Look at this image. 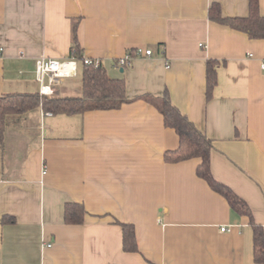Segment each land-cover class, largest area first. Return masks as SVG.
I'll return each mask as SVG.
<instances>
[{
	"label": "crops",
	"instance_id": "crops-1",
	"mask_svg": "<svg viewBox=\"0 0 264 264\" xmlns=\"http://www.w3.org/2000/svg\"><path fill=\"white\" fill-rule=\"evenodd\" d=\"M213 4L224 17L249 15V0H0V95L40 93L36 61L69 60L78 21L83 56L124 80L132 101L78 116L7 118L0 264H257L249 219L197 176L199 159L165 161L179 136L143 100L168 93L212 140L215 179L264 229V40L211 21ZM259 7L264 16V0ZM138 49L154 55L115 67ZM209 60L222 66L207 100ZM65 80L55 95L75 96ZM68 203L84 206L82 224H66ZM117 221L134 225L139 252L123 250Z\"/></svg>",
	"mask_w": 264,
	"mask_h": 264
},
{
	"label": "trees",
	"instance_id": "trees-1",
	"mask_svg": "<svg viewBox=\"0 0 264 264\" xmlns=\"http://www.w3.org/2000/svg\"><path fill=\"white\" fill-rule=\"evenodd\" d=\"M209 19L217 24L243 32L253 40H264V16L260 13L259 0H249V15L245 18L224 17L219 4L209 9ZM73 43L70 59L82 65V89L79 96H44L40 93H12L0 95V146L4 143L5 123L11 116H24L42 111L52 116H78L89 111L118 110L132 102L126 97L124 80L112 79L105 67H95L83 63V50L78 40V21L73 23ZM222 63L209 60L206 69L207 100L213 96L218 84V68ZM163 116L167 127L179 136V147L165 154V161L177 164L191 159H199L197 176L209 187L225 198L231 209L247 217L253 230L254 261L264 264V229L255 221L248 203L240 198L229 186L217 181L211 169L213 142L183 115L171 102L168 93L163 98L145 97ZM82 204L68 203L65 206V222L68 225L82 224L86 217ZM13 220L4 217L3 222ZM123 230V250L127 253L139 252L136 229L132 224L116 222Z\"/></svg>",
	"mask_w": 264,
	"mask_h": 264
},
{
	"label": "built area",
	"instance_id": "built-area-1",
	"mask_svg": "<svg viewBox=\"0 0 264 264\" xmlns=\"http://www.w3.org/2000/svg\"><path fill=\"white\" fill-rule=\"evenodd\" d=\"M153 55L152 50L138 49L118 59L115 62V67L124 69L131 66L136 57H152ZM83 63L95 67L103 65L99 59L84 58ZM77 64L78 62L74 59L63 62L47 58L38 59L35 67V79L40 84V94L44 96L55 95V88L61 85L65 79L77 76ZM227 230L229 229L222 228L224 232Z\"/></svg>",
	"mask_w": 264,
	"mask_h": 264
},
{
	"label": "rangeland",
	"instance_id": "rangeland-1",
	"mask_svg": "<svg viewBox=\"0 0 264 264\" xmlns=\"http://www.w3.org/2000/svg\"><path fill=\"white\" fill-rule=\"evenodd\" d=\"M66 82L70 83V87L71 89L75 92L76 91V95L75 96H79L81 93H80V88L82 86V76L81 74H78L76 77H73V78H67L65 80ZM61 90V88L63 87H67V84L65 85H62V86H58Z\"/></svg>",
	"mask_w": 264,
	"mask_h": 264
},
{
	"label": "water",
	"instance_id": "water-1",
	"mask_svg": "<svg viewBox=\"0 0 264 264\" xmlns=\"http://www.w3.org/2000/svg\"><path fill=\"white\" fill-rule=\"evenodd\" d=\"M123 71V70H122Z\"/></svg>",
	"mask_w": 264,
	"mask_h": 264
}]
</instances>
